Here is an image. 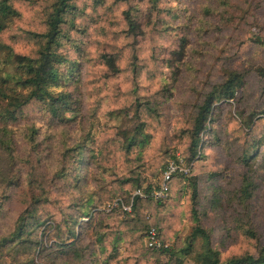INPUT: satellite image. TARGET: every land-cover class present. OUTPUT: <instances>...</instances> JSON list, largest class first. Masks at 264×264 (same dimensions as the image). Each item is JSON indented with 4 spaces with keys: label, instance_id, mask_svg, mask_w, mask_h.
<instances>
[{
    "label": "rangeland",
    "instance_id": "374dc122",
    "mask_svg": "<svg viewBox=\"0 0 264 264\" xmlns=\"http://www.w3.org/2000/svg\"><path fill=\"white\" fill-rule=\"evenodd\" d=\"M256 1H260V6L254 17H248L237 28L219 30L212 25L217 16L204 14L206 7L216 11L214 0H158V9L151 7L149 0H102L98 4L93 0H73L76 12L67 15L73 27L69 22L64 25L68 39L62 41L61 50L69 58L80 57L82 61L79 92L74 93L81 101L80 111L74 122L62 126L41 111L37 102L22 109L16 124V152L26 144L21 136L23 128L33 123L39 130L36 141L41 143L42 153L30 163H17L20 173L26 175L27 170L34 168L41 181L48 184L61 159V130L68 140L90 131L89 146L96 152L98 163L81 164L83 173H92L87 175L83 194L97 192L102 203L95 210L103 212L113 196L135 189L130 183L120 184L121 178L129 176V170L134 174L141 171L145 186L159 180L167 160L188 154V139L183 131L189 125L193 102L223 78L224 69L238 70L244 74V84L235 101L219 111L213 144L205 146L203 158L193 161L189 177L197 178V214L201 226L210 231L212 246L220 252L221 259L244 253L256 256L264 246V143L256 162L257 186L248 204L254 238L238 228L239 208L231 200L244 171L236 162L238 154L253 138L264 136L263 113L253 119L250 130L235 117L236 111L246 116L263 109L264 75L260 69L264 67V45L250 41L258 35L264 40V0L252 2ZM50 2L14 0L13 6L20 15L0 33L1 40L20 54L34 55L36 43L27 32L44 31L46 6ZM135 7L142 16L143 35L130 32L125 19L124 12ZM181 37L187 41L184 49ZM103 55L114 58L116 72L109 70ZM145 102L155 106V113L145 105L138 106ZM137 116L145 121L150 139L143 148L125 153L118 134L135 126ZM8 163L7 152L0 145V168L4 173ZM212 172L220 176L212 180ZM94 176L101 180L95 181ZM3 188L0 182V192ZM190 192L187 181L175 177L167 197L159 203L147 202L139 216L131 211L110 215L104 211L108 215L103 220L104 227L100 230L97 226L96 231L105 233V238L101 244L96 242L95 230L88 228L84 242L89 248L84 263L105 264L107 258V264H179L167 254L159 257L147 249L144 233L146 226L154 225L167 247L180 246L194 223ZM74 194L66 181H57L52 188L54 203L39 210L46 223L38 231L44 248L51 247L59 210L68 205ZM5 195L0 198V235L12 230L23 207V197L17 189L9 188ZM2 260L8 263L6 256ZM56 264L61 263L58 260ZM180 264L195 263L185 259Z\"/></svg>",
    "mask_w": 264,
    "mask_h": 264
},
{
    "label": "trees",
    "instance_id": "16d2710c",
    "mask_svg": "<svg viewBox=\"0 0 264 264\" xmlns=\"http://www.w3.org/2000/svg\"><path fill=\"white\" fill-rule=\"evenodd\" d=\"M13 1L0 0V33L20 15L14 8ZM93 1L98 4L102 0ZM214 1L216 2V11L206 7L204 14L217 16L216 24L212 25L219 30L239 27L247 21L248 17L255 16V10L260 6V1L252 2L254 0ZM157 2L158 0H149L154 9H158ZM75 10L73 0H51L46 6L44 31L27 32L36 43L34 55L20 54L0 38V145L7 152L9 160L6 173L0 168V182L4 184L0 198H5L6 190L12 187L21 192L23 197V207L13 222L12 230L7 234L0 235V264H4L3 256L8 258L7 264H56L58 260L61 264H85L83 260L89 245L84 242V239L88 228L95 230L96 242L101 244L105 233L97 232V226H100V230H102L104 227L102 223L106 216L115 212L122 213L119 209L105 212L108 215L103 213L104 210L96 212L95 207L99 202L102 203L97 192L88 196L83 194L87 175H92V173L91 170H84L83 173L81 164L84 162L98 163L96 152H93L89 146L90 131L75 140H68L65 132L61 130L58 148L61 159L52 170V177L46 185L38 177L37 170L34 168L27 170L24 175L16 166L19 162L30 163L32 158L39 159L42 153L41 143L36 141L39 130L33 123L23 128L21 136L26 144L23 145L21 151L16 152V137L19 136L16 124L24 107L37 102L40 104L41 111L48 114L52 121L62 126L74 122L80 111L81 101L74 96V93L79 92L78 82L82 61L80 57L69 58L61 50L62 41L68 39L64 25L69 22L73 27L72 20H68L67 15L75 13ZM124 15L130 32L136 36L143 35L140 23L142 16L136 11V7L133 11L131 8L126 10ZM250 41L264 45V40L259 35ZM185 44L187 45V41L181 37L182 49L186 47ZM103 58L109 70L116 72L114 58L105 55ZM134 68L136 72L135 63ZM260 71L261 75H264V67ZM222 74L223 78L220 81L213 83L200 100L193 102L189 125L183 131L184 136L188 139V154L180 155V157L188 163H192V166L193 161L197 162L204 157L205 146L213 144L212 135L215 132V122L219 119V111L224 105L235 101L237 92L244 84V74L238 70L228 68L224 69ZM140 105H145V108L152 113L156 111L155 106L150 102L138 104V106ZM139 111L138 113H140ZM260 113L264 114V103L263 109L260 111L252 112L251 115L246 116L242 111H236L235 117L243 123L244 128L250 130L253 119L261 115ZM145 125V121L140 120L137 116L135 126L122 131L121 136L118 134L125 153H129L135 148L141 149L149 141L150 134L146 132ZM44 138L46 139V137ZM49 138L47 136V139ZM263 141L264 136L258 139L253 138L250 145L243 147L238 154L236 162L243 167L244 171L238 187L233 190L231 195V200L239 208L236 217L238 228L251 238H254L256 234L250 220L248 204L257 186L255 181L256 162L260 156L259 149L263 145ZM27 145H29L28 149ZM21 153L26 156L23 157ZM141 155L142 153L138 154V158ZM129 173V176L121 178L120 184L130 183L135 189L144 187L146 192L157 187L161 180L160 174L156 183H147L143 186L144 178L141 176V171L134 174L133 170H129ZM189 176L190 172L177 174L172 180L175 177L182 181L186 180L187 187H190L191 216L194 222L190 232L183 238L180 246L175 244L164 248L148 246L146 248L155 251L159 257L167 254L170 259H174L179 264L185 259L195 264H264V246L258 249L256 256L244 253L221 259L220 252L212 246L210 231L200 224L196 209L198 181L196 176ZM219 176L220 173L212 172L209 178L214 180ZM94 177H96V179L93 178L95 181L101 180L97 176ZM172 180L169 182V189ZM57 181H66L75 194L71 197L68 205L59 210V219L56 220V226L54 225L56 231L52 236L53 241L51 247L46 249L38 235L39 227L45 223V220L38 212L54 203L52 188ZM132 192L120 193L115 198L122 196L125 200H129ZM151 201L161 202L153 201L150 198L136 197L130 214L133 212L139 216L145 204ZM216 201H219L218 196ZM48 217L52 219L51 215ZM49 227L52 228L53 225H49ZM151 227L155 226L148 225L145 228V243L147 231ZM156 230L163 240L160 231L157 228ZM37 258L38 260H36ZM104 263L107 264V258Z\"/></svg>",
    "mask_w": 264,
    "mask_h": 264
},
{
    "label": "built area",
    "instance_id": "2783aa9c",
    "mask_svg": "<svg viewBox=\"0 0 264 264\" xmlns=\"http://www.w3.org/2000/svg\"><path fill=\"white\" fill-rule=\"evenodd\" d=\"M191 165V163H188L180 156L168 160L161 173V180L157 187L148 192L144 190V187L137 188L130 194L129 200H125L122 196H117L110 201L103 210L110 212L114 209H119L121 212L129 213L136 197L150 198L154 201L165 199L169 193V182L172 178L177 174L189 173ZM146 244L150 248L167 247V244L159 237L155 227L148 229L146 234Z\"/></svg>",
    "mask_w": 264,
    "mask_h": 264
}]
</instances>
